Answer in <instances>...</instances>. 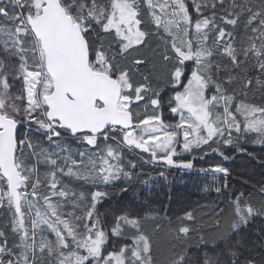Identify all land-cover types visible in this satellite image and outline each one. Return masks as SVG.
Instances as JSON below:
<instances>
[{"label":"snow or ice","instance_id":"snow-or-ice-1","mask_svg":"<svg viewBox=\"0 0 264 264\" xmlns=\"http://www.w3.org/2000/svg\"><path fill=\"white\" fill-rule=\"evenodd\" d=\"M190 3L197 15L195 20L185 0H145L152 22L157 29L162 26L170 38L166 45H170L174 56L167 52L162 56L164 62H172L169 82L173 88L183 86L170 109L180 116V123L169 126L160 114L134 123L139 112L133 104L145 101V106H152L155 113L161 107L160 91L152 88L149 76L144 75L140 84L133 79L145 61L136 57L129 65L120 63L121 59L129 60L132 50L147 47L149 33L141 28L144 21L139 0H0V49L8 60L6 65L5 58H0V209L12 211L11 233L15 237L10 244L6 232L0 229V264H155L152 243L140 231L141 221L127 215L119 217L111 233L121 236L123 226H131L139 233L135 246L124 247L118 254L106 251L109 233L101 226L96 205L108 193H92V203L82 215L64 212L65 201L75 209L80 204L73 203L71 197L79 201L85 197L67 184L62 185L58 174L93 185L112 183L122 175L132 178L121 165L122 156L106 143L114 139L113 133L123 131L126 146L150 152L152 157L157 152L165 153V164L183 169H192L193 164L173 159L179 155L176 145L181 143V136L184 152L214 141L231 145L233 132L257 133L256 142L264 144V108L241 102L236 112L244 121H238L230 110L234 96L225 95L227 89L223 87L234 82L251 87L253 79L247 78L248 69L245 75H227L222 83L214 81L212 74L213 68L219 75L247 64L264 75V0ZM202 9L212 10L211 15L205 16ZM218 10H223L221 22L233 30L244 18L239 42L234 31H226L216 23ZM212 33L215 36L210 42ZM105 34H111V40ZM113 44L119 45L115 52ZM216 56L226 57L230 64L214 62ZM190 61L195 68L189 72L186 64ZM10 77L22 83L15 93L11 91ZM255 83L264 87L259 76ZM210 85L216 94L206 96ZM221 106L223 111H216ZM169 127L183 132L169 131ZM29 132L46 134L54 150L35 143ZM65 135L93 149L99 147L100 141L105 143L98 151L79 152V159H74L62 142ZM28 155L36 156L37 164L54 166L55 170L43 173L42 181L38 167L25 164ZM214 171L229 175L220 167ZM42 183L49 191L39 194ZM29 186L31 191H24ZM215 191L219 194L222 189L217 187ZM258 191L264 196V187ZM57 197L60 199H54ZM233 204L234 216L229 220L222 216L223 208L210 210L211 226L217 229L220 243L227 244L229 237L246 227L251 218L264 215V201L258 208L241 206L239 199ZM183 219L194 221L196 216L189 211ZM192 230L187 226L179 228L184 236ZM45 232H51L55 239H49ZM221 255L227 259L206 256L204 264H253L251 259L241 260L235 246L225 247ZM164 259L165 264H185L183 254Z\"/></svg>","mask_w":264,"mask_h":264},{"label":"trees","instance_id":"trees-1","mask_svg":"<svg viewBox=\"0 0 264 264\" xmlns=\"http://www.w3.org/2000/svg\"><path fill=\"white\" fill-rule=\"evenodd\" d=\"M139 2L141 19L143 20L147 13L144 6L141 5L142 0H139ZM185 2L188 4L189 12L193 15V20H195L197 15L193 11V5L190 0H185ZM202 11H204L205 16L211 15L212 12L210 9H202ZM220 15H223V10H218L216 23L225 28L226 31H234L237 42H239V38L244 33V18L233 30L232 26L221 22ZM141 28L149 33L146 41L147 47L140 46L136 51L137 55L132 53L130 61L139 57L145 61V64L140 67L139 73L133 75V79L136 84H140L143 83L142 77L144 75L149 76L152 88L160 91V115H162L163 121L169 126H175L178 119L170 111L173 107L170 101L178 91H183V86L179 89L169 87L162 89L161 83L166 80L169 63L162 60V51H160L162 48L157 46L158 38L153 27L144 22ZM105 35L111 40V34ZM213 36H215V33H212L209 37L210 42ZM107 42L106 40L105 43L107 44ZM118 47L119 45L113 44V52ZM0 58H5V63L8 64L2 49H0ZM130 61L121 59L120 63L121 65H129ZM213 61H219L222 66L230 64V61L222 56L214 57ZM15 63L16 61L13 59L12 64ZM29 63H31V57H29ZM186 68L190 72L195 68V65L189 64ZM245 68L248 69L247 78L253 79L251 87L244 88L240 82L223 85L227 89L225 95L234 96L231 106L233 112L236 111L241 102L264 108V87H260L255 83L256 77L259 76L261 80H264V75H260L255 68L247 64H241L239 68L234 69L231 73L221 71L219 75H216V69L213 68L212 71L213 79L217 83H222L229 74L235 75L238 72L245 75ZM188 74L186 72V75ZM9 83L13 93L22 87L20 80H13L11 77ZM208 91V96H210L213 94L214 88L209 87ZM145 108V101H141L139 105L135 104L134 110L139 112V116H134L135 123L146 118L148 113ZM116 135L123 141V134L116 133ZM29 138L49 151L54 150V145L49 144L44 133L29 132ZM257 138L258 134L247 133L237 144L226 145L211 142L209 145L194 148L185 158L186 162L193 164L192 169L169 166L160 158L152 157L151 153L138 150L132 152L117 142L110 141L108 144H111L117 150V153L122 156L121 165L124 171L130 172L132 178L127 179L122 175L121 179L112 183L93 185L58 174L57 178L62 185L67 184L69 188L77 193H83L85 197L83 201H79L78 197H71L73 203L79 202L80 204V207L75 209L65 201L64 212L75 211L77 215H82L92 203L91 194L98 190L104 191L108 195L96 205V213L101 218L102 228L109 233V241L105 246L106 251L109 253L118 254L124 247L131 249L135 246V240L139 233L131 226L124 225L121 236H114L111 233V229L119 222V217L127 215L130 219L141 221L140 231L148 236L152 243L155 264H165L164 258L166 256L177 254L185 256V264H204L206 256L226 260L227 257L221 255V250L232 246L238 248L241 260L251 259L253 264H264V215L251 218L246 227H242L239 232L233 233L227 244H224L218 241L217 229L211 226L213 215L210 211L213 208L216 211L223 208L222 216L225 220H229L234 216V200L239 199L241 206L250 204L256 208L260 207L261 202L264 201V196L258 191L264 187V146L258 145ZM62 142L73 153L74 159H79V152L86 149L91 152L98 151L99 147H102L105 143L100 141L99 147L93 149L74 138ZM213 149H218V151ZM221 152L224 154L223 156L220 155ZM60 155L63 156L65 153ZM224 156L229 157V159H224ZM56 159L58 164L64 166L59 157H56ZM25 164L28 167L37 166L42 181L43 173L50 169L55 170L54 166L37 164V157L34 155H28ZM130 164H135L136 167L132 168ZM217 167L223 168L229 173L227 177L224 176L220 179L222 191L219 194L216 193V188L209 180L203 181L204 183L199 181L202 175L211 173V170ZM225 183L228 185L227 188H224ZM124 189L127 190L124 191ZM25 190L30 192L31 186ZM47 191L49 189L42 183L38 193L43 194ZM241 193H243V196L240 195ZM189 211H192L196 216L194 221L183 219ZM12 215V211L8 208L0 209V229L6 232L10 244L15 238L11 233ZM64 218L67 219V215ZM183 226L193 229L188 236H184L179 232V228ZM223 226L226 227V225ZM44 234L49 239H55L51 232H45Z\"/></svg>","mask_w":264,"mask_h":264},{"label":"rangeland","instance_id":"rangeland-1","mask_svg":"<svg viewBox=\"0 0 264 264\" xmlns=\"http://www.w3.org/2000/svg\"><path fill=\"white\" fill-rule=\"evenodd\" d=\"M141 5H143L144 6V8H145V10H146V13H147V16L146 17H144V19H143V21L145 22V23H149L152 27H153V29H154V32H155V34L157 35V38H158V45L157 46H161V50L160 51H162V53H161V55L163 56V54L165 53V52H167V54L168 55H173L174 56V54H173V52L171 51V49H170V45H166V41L167 40H169L170 38L169 37H167V34L164 32V30H163V27L161 26L159 29H157V27H156V25L152 22V20H151V15H150V10L147 8V6H146V4H145V0H142V3H141ZM157 12H158V14H159V11L157 10ZM141 27H142V25H141ZM163 38V39H162ZM136 51H137V49H134V50H132V53L133 54H135V55H137L136 54ZM130 57H129V61H130ZM131 62V61H130ZM169 63V70H168V73L171 71V66H172V62H168ZM189 64H194L193 62H187V64H186V66L187 65H189ZM212 71H213V69H212ZM165 81L164 82H162L161 84H162V89H165V88H173L172 86H171V84H170V82H169V75H166V77H165ZM214 80V79H213ZM215 81V80H214ZM210 87H212V88H214V91H213V94H216V90H215V87H213V86H211L210 85ZM208 90H209V88H208ZM207 90V92H206V96H208V91ZM140 103V102H139ZM171 103H172V105L174 106L175 105V101H174V97L171 99ZM233 103V102H232ZM221 105H223V101H221ZM231 106H232V104H231ZM239 106V105H238ZM133 109L135 108V104H133ZM145 110H146V112L148 113V115L147 116H150V115H153V114H160V109H159V112L158 113H155V110L153 109V107L152 106H147L146 108H145ZM230 110L232 111V109L230 108ZM216 111H218V112H222L223 111V107L221 106V107H219V108H217L216 109ZM233 112V111H232ZM235 115H236V118H237V120L238 121H241V122H243L244 121V117L239 113V112H233ZM175 116L177 117V119H178V121H177V124H179L180 123V116L178 115V114H175ZM164 122V121H163ZM165 123V122H164ZM166 124V123H165ZM176 124V125H177ZM167 125V124H166ZM242 128H246V125L245 124H243L242 123ZM169 131H172V130H175V131H177V132H180V133H182L183 132V129H174L173 127H169V129H168ZM248 132H246V131H244V132H242V133H235V132H233L232 133V139H233V143L231 144V145H233V144H237L244 136H245V134H247ZM135 134L136 135H139V130H136L135 131ZM257 134V133H256ZM45 136H46V134H44ZM112 136H116L115 135V133H113L112 134ZM67 139H73V138H71V137H69V136H67V135H65V137H64V139L63 140H67ZM178 139L181 141V143H179V144H177L176 145V149H177V152L179 153V155H177L176 157H174L173 159L176 161V162H178V163H185L186 161H185V158H186V156H187V154L189 153V152H184L183 151V148H182V136L181 137H178ZM112 139H110L109 141H107V143H110V141H111ZM120 142H124V141H121L120 140ZM215 142V141H214ZM211 143V142H210ZM120 144V143H119ZM218 144H226V143H218ZM121 145H123V146H125V144H121ZM226 145H228V144H226ZM258 145H260V146H264V144H261V143H258ZM205 146V145H204ZM194 149V148H193ZM119 154V153H118ZM165 153H161V152H157V156H159V157H157L156 156V158H160V160H162V161H164L163 160V158L165 157ZM139 157H141V156H139ZM141 159H143V160H145L143 157H141ZM145 161H147V160H145ZM114 162V161H113ZM214 169L215 168H213L212 170H211V173H208L207 175H202V178H199V181H201V182H203V181H205V180H209L212 184H213V187L214 188H217V187H220L221 188V181H220V179H221V177H224V175L222 174V173H216L215 171H214ZM202 174H206V173H202ZM204 183V182H203ZM204 185V184H203ZM24 191H26L25 189H24ZM31 199H35V197H30ZM27 221V220H26ZM113 264H114V262H113Z\"/></svg>","mask_w":264,"mask_h":264},{"label":"built area","instance_id":"built-area-1","mask_svg":"<svg viewBox=\"0 0 264 264\" xmlns=\"http://www.w3.org/2000/svg\"><path fill=\"white\" fill-rule=\"evenodd\" d=\"M120 133H123V131H120ZM113 137H114V139H112L111 141H115L117 143L123 144L122 142H120V140L118 139L117 136H113Z\"/></svg>","mask_w":264,"mask_h":264},{"label":"water","instance_id":"water-1","mask_svg":"<svg viewBox=\"0 0 264 264\" xmlns=\"http://www.w3.org/2000/svg\"><path fill=\"white\" fill-rule=\"evenodd\" d=\"M135 123V122H134ZM130 148H132V149H136V148H134V147H130ZM136 150H138V151H140V152H143L142 150H140V149H136ZM145 153H150V152H145Z\"/></svg>","mask_w":264,"mask_h":264}]
</instances>
